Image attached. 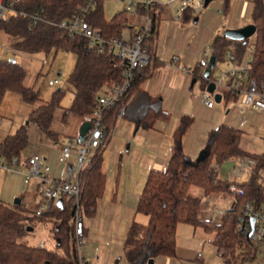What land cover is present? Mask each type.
<instances>
[{
	"label": "trees",
	"instance_id": "16d2710c",
	"mask_svg": "<svg viewBox=\"0 0 264 264\" xmlns=\"http://www.w3.org/2000/svg\"><path fill=\"white\" fill-rule=\"evenodd\" d=\"M227 7L229 0H223ZM16 10L7 17L0 18V32L6 33L13 46L26 53L43 52L45 54L58 50L75 54V63L67 80L73 87L71 104L64 109L68 113L85 114L92 110L98 95L108 86L120 79V59L108 49H89L87 38L81 34H69L58 24L72 17L88 6L84 18L95 28L100 29L104 38L121 36L125 27L130 28V37L142 31L128 23L124 11H117L107 19L104 14L105 0H4ZM250 17L255 25L254 44L249 76L255 79L259 91L264 92V0H251ZM162 6L154 3L144 7L141 2L135 4L139 14L148 13L150 26L143 32L142 44L152 57L157 41L158 25L161 20ZM25 13V14H23ZM32 16L37 21L32 23ZM195 15L191 7L181 12L183 22L190 21ZM245 39H231L224 34H217L210 43V52L214 60L225 59L231 51L235 60H240L246 51L248 42ZM149 63L141 70H136L134 80L127 93L114 106L108 108L103 117L107 132L100 145L90 150L86 161L78 174L80 190V210L85 215L93 213L97 200L102 197L105 188L106 173L102 170V150L110 134L118 107L127 101L135 90H140L139 83ZM26 71L14 58L0 60V103L6 91H15L27 103L39 102L28 119L49 137L55 133L50 129L54 109L60 106L63 90L57 88L50 99L43 100L39 90L33 84H25ZM202 88L207 81H202ZM238 95L227 93V100L236 101ZM163 112L160 106L148 103L145 113L137 119L149 126L151 112ZM193 121V117L182 115L172 134V150L163 169H150L145 177L139 194L136 211L148 216L146 225L132 220L123 241V256L128 264H146L149 258L174 256L176 254V227L179 222L201 226L213 233L211 242L225 262L236 263L239 258L245 259L253 252L251 241L245 234L236 229L238 216L246 201L264 202V186L256 172L264 169V120L261 135L262 150L250 151L240 146L243 131L221 124L209 131L206 140L208 154L195 163L190 160L182 148V136ZM28 139L27 125L19 126L0 142V156L8 162L19 157ZM248 156L255 161V173L247 179L235 181L222 179L218 173L209 170L214 159L219 166L226 160ZM231 184L242 189V194H233L228 190ZM200 187L204 195L226 192L233 197L231 206L223 211L217 223L199 218L200 197L189 193V187ZM73 196L64 194L60 204L50 203L40 210L25 207L19 203L7 204L0 200V264H78L74 245ZM31 212V213H30ZM36 222L51 223L53 247L28 242L25 237L34 230ZM31 227V230L28 228ZM85 231V228H83ZM244 244L247 250L236 254L237 248Z\"/></svg>",
	"mask_w": 264,
	"mask_h": 264
},
{
	"label": "crops",
	"instance_id": "0c3cea01",
	"mask_svg": "<svg viewBox=\"0 0 264 264\" xmlns=\"http://www.w3.org/2000/svg\"><path fill=\"white\" fill-rule=\"evenodd\" d=\"M130 3L135 7V0H130ZM172 4H175L176 8L179 0H173ZM202 6H205L204 0H202ZM175 8L173 9L174 12ZM162 9L166 13L161 20L173 19V21L166 23L172 25L175 22L177 28L175 27L168 34H159V22L154 54L145 69L143 79L139 83L140 90H135L127 99L124 116L116 117L107 138L106 143L108 142V145L112 144V157L105 163V168L102 167V170L106 173L104 193L97 200L93 213L86 215L90 222H84L86 240L83 244L82 255L92 264H128L123 256V241L130 222L134 220L129 219V214H134V211H136L137 200L148 171L153 168H165L172 150V134L182 115L193 117L192 123L182 136V148L187 157L195 161L200 150L207 148L206 140L210 130L221 124H228L242 130L245 134L247 130L252 129L249 124L247 125L248 110L256 112L253 120H257L262 112L250 106L245 107L244 118L237 114L234 107L224 112L225 104L228 101L224 89L223 94L222 92L219 93L220 101L223 96L225 98L222 106L214 104L212 107H207L198 96V93L203 89L202 81H205V79L195 72L202 70L205 73L208 68L198 67L200 57L204 55V51L209 48L210 43L217 34H223L227 28H238L243 25L231 24L230 20L225 22L219 14L214 18L211 26L203 29L202 25L198 26V22L200 20L202 22L205 18L202 14V8L193 13L195 15L193 19L185 22L174 18L165 8L162 7ZM130 16L139 18L137 21H131V18L126 15L129 24L136 28L143 25L144 20L135 10L130 13ZM110 17L106 18L109 19ZM187 29L190 30L191 34H187ZM122 33L123 36H130V28H123ZM186 40L192 57L187 56ZM193 48L196 51H192ZM57 52L54 53L53 58ZM215 64L209 69L210 75H215L213 71ZM224 64H226V61H224ZM58 70H61V74L57 84L60 83L63 73L62 69L56 71L58 72ZM57 72L54 74L55 76H57ZM54 75L50 78L55 77ZM148 103L156 107L160 106L163 112L150 111L151 117L148 120L151 124L145 126L137 119L145 113ZM37 105H39L38 101L27 103L15 91H6L0 103V142L19 126L27 125L28 139L26 146L27 149L30 148L28 156L31 153L40 154L50 166V178L60 182H71L76 178L72 168L75 164V157L71 156L64 162L59 161L58 157L61 146L67 140L74 139L79 142L80 127L86 120H84L82 114L68 113L64 115L65 107L60 105L54 109L53 118L50 122V129L55 133V136L49 137L34 122L28 119ZM27 120L28 123H25ZM244 127L247 130L242 129ZM113 133L117 134L116 137H112ZM122 146L123 149L125 147L124 151L121 150ZM244 149L252 151L249 148ZM21 153L19 155L20 161L15 168L20 176L11 177V179L16 178L10 188L11 191H8V189L6 194L0 193V200L7 204H14V202L10 203L8 201V197H5L9 195H18L23 203L26 189L29 188L31 177L26 179V158H21ZM7 171H4V181H7L10 176ZM38 183V179L34 178V184L31 186L32 191L29 195L34 200L33 204H29L32 208H35L40 199ZM25 204L23 203L26 207ZM106 206L113 207L114 213L106 210ZM117 213H119L120 219L116 228L109 227L107 229L108 215L111 214L110 225L112 226L116 223L112 215L115 217ZM204 219L211 223H217V221L212 222L207 218ZM95 226L98 229H95ZM192 226H189V223L187 226L186 222H179L176 227V254L174 256L156 257L153 259L154 264H218L217 261L212 259L208 262L204 260L205 243L199 237H196V226ZM117 231L118 233H116ZM108 232L110 233L108 234ZM215 253L221 258L216 250Z\"/></svg>",
	"mask_w": 264,
	"mask_h": 264
},
{
	"label": "built area",
	"instance_id": "2783aa9c",
	"mask_svg": "<svg viewBox=\"0 0 264 264\" xmlns=\"http://www.w3.org/2000/svg\"><path fill=\"white\" fill-rule=\"evenodd\" d=\"M173 0H141L144 7L151 4H160L167 12L171 13L174 18L181 20V12L186 7H191L192 13L201 9L202 0H179L178 6L172 10ZM9 4L4 0H0V18L7 17L16 13ZM89 7H82L80 11L75 13L72 17L59 22V26L64 28L69 34H81L87 38L89 49H96L98 51L108 49L120 59V79L108 86L102 91L92 108L88 113L83 114L84 120L90 123L84 138L81 142L74 139L67 140L60 150L58 160L66 161L71 156L75 157V164L72 166L76 178L71 182H60L56 179L50 178V166L44 161V158L37 153H31L27 159V168L25 170L26 179L34 177L38 179V188L40 199L38 201V208L45 209L50 203L57 204V200L62 198L64 194L73 196L71 202L72 222L74 228V245L77 254L78 264H92L87 261L82 255L83 237H84V221L82 212L80 210V190L78 183V174L90 150L97 148L104 140L107 132L104 127L103 117L105 111L114 106L127 93L134 80L136 70L144 68L152 59L146 48L143 46V32L148 30L150 26V17L148 13L140 15L144 20L141 32H137L133 37L130 36H111L104 38L100 29L93 27L85 18L84 15ZM166 12L161 11L163 17ZM25 14V13H23ZM37 21L36 16H32V23ZM253 51V44L247 45L246 51L242 58L238 61L234 59L231 51L225 54L226 61L225 68L217 75L204 76L201 71H196L203 79L214 84L212 92L208 91L206 87L202 89L198 96L203 104L207 107H212L215 104V93L218 88L222 87L226 93L232 92L238 95L237 101L245 106H250L258 111L264 112V92L259 91L255 79L249 76L251 65V55ZM8 52V47L3 46L0 51V60L6 59L5 54ZM211 52L210 48L204 51V55L198 61V67L206 68L209 65V58ZM215 64V60H214ZM61 70H58L57 76L47 80L49 85H55L59 82ZM206 84V85H207ZM126 109V101L122 103L117 110V117H123ZM19 157H13L8 162L3 156H0V171L9 170L14 164L19 163ZM231 166V176L237 182L239 176L242 174H251L254 172L255 161L248 156H240L233 160ZM217 164L211 163V170L218 172ZM259 181L264 184V180L258 172H256ZM228 190L233 194H242V189L236 184H231ZM223 213V212H222ZM253 220V223H252ZM252 228L248 239L251 243H256L255 251L259 252V264H264V202L255 203L254 201H246L241 209L236 223V229L243 234H247ZM39 245L46 246V241L41 239Z\"/></svg>",
	"mask_w": 264,
	"mask_h": 264
},
{
	"label": "rangeland",
	"instance_id": "374dc122",
	"mask_svg": "<svg viewBox=\"0 0 264 264\" xmlns=\"http://www.w3.org/2000/svg\"><path fill=\"white\" fill-rule=\"evenodd\" d=\"M251 0H229V3L227 7L224 5L223 0H210V2L202 6V14H204L203 17L204 20L201 22V20L198 22V26L202 25V28H208L211 26V24L214 22V18H216L217 15L220 14L222 19H224L225 22L230 20L231 24H240L244 25L247 24L251 21L250 17V10H251ZM137 2H141V0H135L136 4ZM175 8V4H172V10ZM135 10V7L130 3V0H105L104 2V13L106 17L112 16L115 12L117 11H124L126 15L131 18V21L133 20H138L139 17L137 16H130V13ZM219 11V13H218ZM162 18V16H161ZM166 19L164 21H160V26H159V34H168L171 31L174 30L175 22L171 24H167L166 22L173 21V19ZM213 21V22H212ZM166 23L165 25H162ZM225 24V23H224ZM223 24V25H224ZM177 28V27H176ZM220 29V28H219ZM203 31V30H202ZM201 31V32H202ZM187 34H191L190 30L187 29ZM216 34V33H215ZM247 42L249 45L254 44V33L250 35L247 38ZM188 41L186 40V53L188 57H192V53L188 48ZM6 46L8 47V52L5 54V58H14L16 59L22 66L24 67L26 71V76L24 79L25 84H33L36 89L39 90V95L43 100L50 99L52 96L53 91H55L57 88H60L63 90V95L60 99V105L62 107L67 108L71 104L72 96H73V87L71 83L67 80L70 72L72 71L73 65L75 63V54L70 52V51H65V50H58L56 56H54V51H51L47 53V55L43 52H38V53H26L24 51L16 49L10 37L4 33L0 32V51H2V47ZM195 48L192 49L194 51ZM196 51V50H195ZM225 68L224 61L217 60L215 66H214V74L217 75L219 74L223 69ZM57 69H62L63 73L61 76V80L59 84H55L53 86H49L47 84V79L52 77L54 74H56ZM55 76V75H54ZM217 91L224 93V90L222 87L218 88ZM225 102L224 96L222 97L220 102H216L215 105L222 106L223 103ZM238 102V101H237ZM236 101L228 100L227 103L225 104L224 107V112L228 110L229 108H236V112L240 117L244 118L245 114V105L239 104ZM248 123L251 126V130H247L246 127L242 128L244 130H247V133L243 134L240 140V146L242 148H249L252 151L259 152L262 150V140H261V133H263V119H264V112H261L260 115L258 116L257 120L255 119V111L248 110ZM244 113V114H243ZM115 133L112 134V137H114ZM116 137V136H115ZM119 137V136H118ZM112 144L108 145V142L104 146L102 150V167L105 168L106 162L109 161L112 157V150H111ZM122 151L125 150V147L123 149L122 146ZM30 151V148L27 149V146L24 148V150L21 153V158H26L28 157V153ZM215 160L212 159V162ZM17 164H14L7 172L8 175H10L7 179V181H4L5 178V173L4 170L1 171L0 173V193L6 194L7 190L11 191L10 188L13 184V181L16 180V178H12V176H20L16 171ZM233 165V162L231 160H226L223 163L217 166L218 169V176L222 179L226 180H232L233 178L231 177V166ZM211 169V164L209 165V170ZM213 172V170H212ZM216 173V172H215ZM258 174L262 179L264 180V169H259ZM7 175V174H6ZM249 174H242L239 176L238 181H242L247 179ZM21 182H22V177H21ZM16 183V182H15ZM34 184V177H31V180L29 182V188L26 189V194L23 198V203H26V207L30 208V211L34 209V207H30L31 204L34 203V200H32L29 195L32 191V185ZM24 185V184H23ZM264 186V184H263ZM22 187V183H21ZM189 193L192 195H196L200 197V211L198 213L199 218H207L212 222H219L222 216V212L225 211L233 202V197L226 192H221L219 194L215 195H204L200 187L192 185L189 187ZM8 197V201L10 203H13L15 198L19 197L18 195H9L5 196ZM3 199V198H2ZM30 204V205H29ZM28 205V206H27ZM106 210H109V212H113V207H105ZM31 213V212H30ZM82 217L84 219V222H90L88 217L84 213H82ZM113 219L116 220V223L112 226L110 225V219H111V214L108 215L107 221H106V226L107 229L109 227L116 228L117 223H119V213L114 217L112 215ZM132 217V218H131ZM129 219H134L136 222L146 225L148 222V216L140 211H134V214H129ZM96 224V223H95ZM188 226V223H186ZM189 226L193 227L192 225L189 224ZM95 229L98 227L95 226ZM124 228V226H123ZM124 230V229H123ZM110 231V230H109ZM111 232V231H110ZM108 232V234L110 233ZM187 232V231H186ZM118 233V231L116 232ZM188 235V233H186ZM213 236V233L205 231L203 227L201 226H196V237H199V239L203 240L205 243L204 247V260L211 261L215 260L217 261L216 263L218 264H259V258L260 255L259 252H256L255 246L256 243H252L253 247V252L251 255L246 257L245 259L239 258V260L236 263L233 262H225L222 258H220L216 253H215V246L211 242V238ZM187 237V236H186ZM25 239L30 242V243H38L39 240L44 239L46 241V246L47 247H53L54 246V238L52 236V231H51V223H40L36 222L34 226V230H31L28 235H26ZM86 240V236L83 237V244ZM83 248V246H82ZM247 250V247H245L244 244L240 245L237 250L236 254H239L240 252H243ZM215 263V262H214Z\"/></svg>",
	"mask_w": 264,
	"mask_h": 264
},
{
	"label": "water",
	"instance_id": "95a60500",
	"mask_svg": "<svg viewBox=\"0 0 264 264\" xmlns=\"http://www.w3.org/2000/svg\"><path fill=\"white\" fill-rule=\"evenodd\" d=\"M209 1L210 0H204V4L206 5ZM254 32H255V25L253 23H248V24H245V25H243L241 27H238V28H227L223 32V34L225 36H227L228 38L240 40V39L248 38ZM213 64H214V57L210 56L209 65H208V68L206 69V71L204 73V76L207 77V76L210 75V72H209L210 70L209 69L213 66ZM206 89L208 91L212 92L213 89H214V84L212 82H209L206 85ZM215 101H217V102L220 101V94L219 93H215ZM25 123H28V120ZM89 126H90V123L88 121L83 122V124L81 125L79 136H78V141L79 142H81L82 139L84 138L85 133H86L87 129L89 128ZM207 154H208V149L207 148H203L202 150H200V152L196 156L194 162L198 163L199 161L203 160L206 157ZM19 202H20V198L19 197L15 198L14 203L17 204ZM60 203H61V198H59L57 200V204H60ZM252 223H253V220H252ZM28 229L31 230V227H29ZM251 232H252V228H251L250 231L247 232V234H246L247 238L249 237ZM146 264H154L153 258H149Z\"/></svg>",
	"mask_w": 264,
	"mask_h": 264
}]
</instances>
